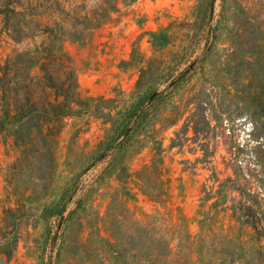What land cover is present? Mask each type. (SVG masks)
Masks as SVG:
<instances>
[{
    "label": "rangeland",
    "instance_id": "obj_1",
    "mask_svg": "<svg viewBox=\"0 0 264 264\" xmlns=\"http://www.w3.org/2000/svg\"><path fill=\"white\" fill-rule=\"evenodd\" d=\"M263 35L264 0H135L65 40L105 113L151 100L132 94L152 60L162 93L125 141L94 112L64 118L54 155L0 140V264H264V230L244 222L264 229ZM14 47L3 33L2 65Z\"/></svg>",
    "mask_w": 264,
    "mask_h": 264
},
{
    "label": "trees",
    "instance_id": "obj_2",
    "mask_svg": "<svg viewBox=\"0 0 264 264\" xmlns=\"http://www.w3.org/2000/svg\"><path fill=\"white\" fill-rule=\"evenodd\" d=\"M120 1L129 4L135 0H97L84 14L61 8L59 0L0 3V37L5 33L15 42L14 55L4 65L0 63V140L12 137L24 159L40 149L54 155L64 118L70 114L94 112L109 116L117 124L122 141L147 120L149 108L162 93L154 90L159 78L153 72L156 60L141 69L132 94L136 97L143 91L138 103L146 93L151 100L144 107L137 106L138 110L130 107L112 114L111 109L105 113L102 106L94 104L96 99L81 97L72 59L64 49V41L68 39L86 42L95 28L119 10ZM45 14L53 18L51 25L35 18ZM31 43L35 45L30 46ZM35 67L39 68L37 73L33 72ZM236 217L243 221L241 215ZM244 222L253 223L259 233L264 230L263 227L259 230L257 219L248 218Z\"/></svg>",
    "mask_w": 264,
    "mask_h": 264
}]
</instances>
